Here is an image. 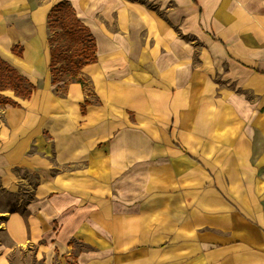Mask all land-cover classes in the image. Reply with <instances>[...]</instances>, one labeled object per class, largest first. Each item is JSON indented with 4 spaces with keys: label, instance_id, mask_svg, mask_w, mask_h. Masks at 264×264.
<instances>
[{
    "label": "crops",
    "instance_id": "1",
    "mask_svg": "<svg viewBox=\"0 0 264 264\" xmlns=\"http://www.w3.org/2000/svg\"><path fill=\"white\" fill-rule=\"evenodd\" d=\"M60 2L96 39L97 61L82 70L88 97L78 83L66 95L51 84L47 21ZM236 6L247 23L237 21L229 43L197 24L200 12L221 21ZM179 28L217 61L225 44L237 46L233 62L250 72L246 86L263 92L264 66L250 58L264 52V0H0V57L43 82L20 108L0 107V191L16 195L19 167L39 179L24 212L0 213L16 248L34 249L44 264H264V133L254 113L250 133L237 134L250 149H237L236 204L209 198L208 188L197 187L194 198L195 183L146 181V143H158L154 153L165 158L185 109L178 94L194 104L210 85ZM85 99L91 104L82 114ZM255 109L264 118V103ZM51 156L57 167L44 164ZM4 248L0 264L9 263Z\"/></svg>",
    "mask_w": 264,
    "mask_h": 264
},
{
    "label": "rangeland",
    "instance_id": "2",
    "mask_svg": "<svg viewBox=\"0 0 264 264\" xmlns=\"http://www.w3.org/2000/svg\"><path fill=\"white\" fill-rule=\"evenodd\" d=\"M198 6L202 10L199 3ZM201 14L202 12L198 14V26L211 40L216 42L220 40L218 31H222L221 33L226 35L223 38L229 39L228 41L225 39V43H229L230 39L237 36V27H239L237 21L242 22L243 25L240 27L247 23L246 19L243 21L240 19L237 6L235 9L231 8L222 13L221 21L217 20L216 13H213L212 16L209 15L206 21ZM59 30L57 29V31ZM195 30L199 31L195 29L194 23L193 32ZM177 33L181 40L192 43L194 46L195 70L201 71L203 77L209 80L210 85L203 94L193 95L195 98L198 97L194 104L189 103V100L186 101V98L189 99L188 95L178 94V103L185 105V109L179 110L178 118L172 129V139L166 143L165 158H159L154 153L158 143L152 141L146 143V167L148 169L146 181L195 183L192 190L194 198L201 192L197 187L208 188L209 198L220 197L229 204H236L237 149H250V142L237 140V134L250 133V116L253 113L257 116L259 133H264L263 110L255 109L264 103V88L262 93H257L250 86H246L250 80V72L244 70L237 62H233L239 56L237 46L230 47L225 44L227 49L225 60L217 61L212 59L210 54L209 56L204 54L202 43L192 32L184 33L179 28ZM61 44L65 45V42ZM248 52L244 51L245 55L250 54ZM250 59H253L251 63L254 66L263 69L264 52L254 53ZM82 77L88 80V84H91L83 74ZM88 89L91 91L90 85H88ZM223 91L228 96L226 102L220 100L223 97ZM6 95L12 96V92H6ZM201 97L206 102L201 100ZM15 100L21 99L15 98ZM261 144L264 145V143ZM261 144L259 143V150L262 149ZM44 161H46L44 164L57 167L52 156L49 157L48 162L47 159ZM164 163H168V165L163 166ZM40 164L42 163L40 162ZM38 182L37 176L29 175L19 167L16 195L0 191V213L6 211L24 212L25 202L31 198L32 190ZM0 246H5L8 264H44L43 258L36 254L34 249L16 248L7 232L1 227ZM81 247L83 246L77 244V248Z\"/></svg>",
    "mask_w": 264,
    "mask_h": 264
},
{
    "label": "trees",
    "instance_id": "3",
    "mask_svg": "<svg viewBox=\"0 0 264 264\" xmlns=\"http://www.w3.org/2000/svg\"><path fill=\"white\" fill-rule=\"evenodd\" d=\"M47 28L51 84L55 86L56 93L66 95L68 86L78 83L87 97L90 96L92 85L82 77V70L97 61L96 39L90 29L77 18L68 2H60L52 7L48 15ZM63 42L65 45L61 44ZM12 53L22 57V48L14 46ZM42 85V81L34 84L0 57V106L20 108L15 98L30 100ZM88 85L91 86V91ZM5 92H12L13 97L7 96ZM90 104L91 101L85 99L81 105L82 114H85L86 106Z\"/></svg>",
    "mask_w": 264,
    "mask_h": 264
},
{
    "label": "bare ground",
    "instance_id": "4",
    "mask_svg": "<svg viewBox=\"0 0 264 264\" xmlns=\"http://www.w3.org/2000/svg\"><path fill=\"white\" fill-rule=\"evenodd\" d=\"M5 94H6V92H5ZM10 97H13V96H10Z\"/></svg>",
    "mask_w": 264,
    "mask_h": 264
}]
</instances>
